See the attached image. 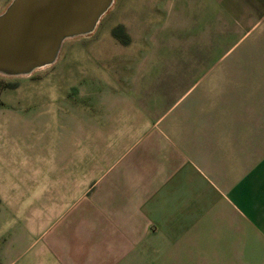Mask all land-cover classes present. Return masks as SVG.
I'll return each instance as SVG.
<instances>
[{
	"label": "crops",
	"instance_id": "0c3cea01",
	"mask_svg": "<svg viewBox=\"0 0 264 264\" xmlns=\"http://www.w3.org/2000/svg\"><path fill=\"white\" fill-rule=\"evenodd\" d=\"M205 4L211 7L200 30L206 44L219 39L220 22L255 24L264 16V0H198ZM117 26L131 43L125 26ZM233 47L221 53L212 46L200 45L198 53L171 47L157 54L167 56L169 67L187 63L194 69L207 54L221 58ZM50 99L4 96L1 103L34 109V127L44 123L38 117L50 110ZM101 106L93 123L85 118L76 123L67 107L57 110L63 120L56 133L67 134V143L61 153L58 147L50 167L41 165L40 191L17 197L20 214L39 217L35 224L50 216L49 224H36L40 245L32 258H51V264H156L172 258L180 264H264L260 90L216 98L202 94L162 126L154 122L146 128H139L145 115L120 116L105 102ZM122 118L129 120L125 127ZM76 134L83 135L82 142H75ZM91 135L98 142H91ZM140 139L145 142L137 144Z\"/></svg>",
	"mask_w": 264,
	"mask_h": 264
},
{
	"label": "rangeland",
	"instance_id": "374dc122",
	"mask_svg": "<svg viewBox=\"0 0 264 264\" xmlns=\"http://www.w3.org/2000/svg\"><path fill=\"white\" fill-rule=\"evenodd\" d=\"M10 2L0 0V14ZM210 15L211 7L199 6L198 0H117L93 33L64 41L54 64L27 76H0V264H51V258H32L40 245L35 242L36 224H49L50 216L35 224V213L20 214L17 197L40 191L45 180L41 165L50 167L67 143V134L56 133L63 120L58 111L67 107L76 123L84 118L93 123L103 101L120 116L145 115L139 128H146L154 122L162 126L202 94L214 98L223 93L253 95L259 90L264 94V16L255 24L220 22L219 39L206 44L200 30ZM118 23L131 34V43H122L124 36L128 39L124 29L119 38L112 36L114 28L122 27ZM227 31H232L231 36L225 38ZM200 45L218 48L220 53L234 47L221 58L214 51L207 54L194 69L187 63L169 67L167 56L157 54L171 47L198 53ZM4 96L51 98L50 110L38 117L42 126H32L34 109L19 108L23 104L7 108L1 103ZM121 121L122 127L128 125V119ZM82 138L76 134L75 142ZM91 142H98V136L91 135ZM172 259L156 264L181 263Z\"/></svg>",
	"mask_w": 264,
	"mask_h": 264
},
{
	"label": "water",
	"instance_id": "95a60500",
	"mask_svg": "<svg viewBox=\"0 0 264 264\" xmlns=\"http://www.w3.org/2000/svg\"><path fill=\"white\" fill-rule=\"evenodd\" d=\"M113 0H11L0 14V76L52 65L65 40L91 34Z\"/></svg>",
	"mask_w": 264,
	"mask_h": 264
},
{
	"label": "trees",
	"instance_id": "16d2710c",
	"mask_svg": "<svg viewBox=\"0 0 264 264\" xmlns=\"http://www.w3.org/2000/svg\"><path fill=\"white\" fill-rule=\"evenodd\" d=\"M121 31H123V28H122V27L114 28V29L112 30V36H113L114 38H119V37H120L119 32H121ZM122 43H123V44H127V43H128V39H127L126 36H124V38L122 39Z\"/></svg>",
	"mask_w": 264,
	"mask_h": 264
}]
</instances>
